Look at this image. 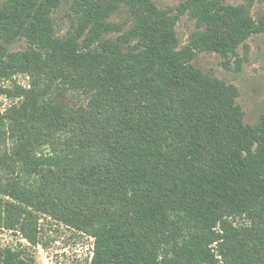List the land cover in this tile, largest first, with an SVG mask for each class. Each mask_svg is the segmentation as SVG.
Segmentation results:
<instances>
[{
    "label": "trees",
    "instance_id": "16d2710c",
    "mask_svg": "<svg viewBox=\"0 0 264 264\" xmlns=\"http://www.w3.org/2000/svg\"><path fill=\"white\" fill-rule=\"evenodd\" d=\"M252 1L0 0V228L35 245L40 217L63 222L93 237L90 264H264V118L192 63L264 34ZM0 264L27 261L0 247Z\"/></svg>",
    "mask_w": 264,
    "mask_h": 264
},
{
    "label": "rangeland",
    "instance_id": "374dc122",
    "mask_svg": "<svg viewBox=\"0 0 264 264\" xmlns=\"http://www.w3.org/2000/svg\"><path fill=\"white\" fill-rule=\"evenodd\" d=\"M183 0H153L162 9L173 10ZM248 0H226L230 4H246ZM251 15L258 18L264 13V0H253L249 6ZM129 16L125 8L117 11L112 19L126 24ZM53 19L59 35L65 34L73 24V16L69 4H63L54 13ZM196 28L195 21L184 14L177 21L175 30L180 45H185L191 32ZM237 49V56L227 59L217 52L201 51L196 54L192 63L204 73L219 78L238 89L237 103L244 112L245 123L255 125L264 118V34H252ZM10 50L25 48L23 40H15L8 45ZM239 63L240 68L236 67ZM19 84L26 85L27 79L21 74L13 75ZM10 103L0 95V110ZM234 225L242 224V220L227 217ZM0 247H9L21 254L27 264H90L93 256V237L69 225L42 216L38 221L37 244L32 245L23 237L11 230L0 228ZM215 248L214 245H212ZM217 253V249L214 250ZM221 263V262H220ZM219 263V264H220ZM216 264V263H215Z\"/></svg>",
    "mask_w": 264,
    "mask_h": 264
}]
</instances>
